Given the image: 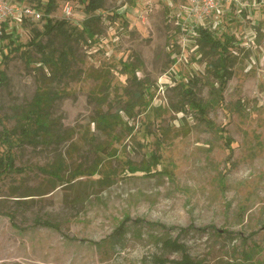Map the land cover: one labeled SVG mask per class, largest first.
<instances>
[{"label": "rangeland", "instance_id": "obj_1", "mask_svg": "<svg viewBox=\"0 0 264 264\" xmlns=\"http://www.w3.org/2000/svg\"><path fill=\"white\" fill-rule=\"evenodd\" d=\"M102 2L99 31L71 42L64 78L49 77L33 47L13 50L44 21L14 28L15 44L1 45L0 131L41 87L59 93L51 117L63 139L13 148L20 171L0 178V264H176L183 254L192 264H264V0H237L200 26L228 44L232 75L218 104L210 102L218 55L199 45L183 0ZM51 17L80 31L86 14L79 0H56ZM145 87L138 101L134 92ZM186 88L206 106L204 119ZM127 103H138L130 116ZM100 113L122 122L106 134L92 122ZM97 161V174L72 180L78 165ZM166 239L185 251L164 247Z\"/></svg>", "mask_w": 264, "mask_h": 264}, {"label": "trees", "instance_id": "obj_2", "mask_svg": "<svg viewBox=\"0 0 264 264\" xmlns=\"http://www.w3.org/2000/svg\"><path fill=\"white\" fill-rule=\"evenodd\" d=\"M56 0H47V3L43 7V25L42 30L33 26L31 28V38L25 44L14 45L13 50H20L23 46H31L36 52L40 54L39 62L48 67L50 76L52 79H61L67 76L69 73L70 66L74 62V51L72 48L73 40H91L99 31L98 25L101 24L102 16L100 13H96L98 10L102 9V0H79L80 3L84 5V12L86 18L82 22V28L80 31L75 27H67L68 23L66 20L55 21L51 17V13L55 9ZM70 28V29H68ZM199 45L207 46L210 51L216 53L218 56L214 63V75L220 79L219 86L215 89V93H212V98L210 99L211 104H218L221 93L225 88L227 80L232 75V72L227 68V54H229L228 44L222 41L216 40L206 29L199 28ZM59 36L63 39V43L59 48H56L54 44L51 43V36ZM49 37L46 43H42L43 37ZM13 35H3L2 40H9L11 44H15L12 39ZM0 51H2L0 49ZM4 57L7 58V55ZM123 69L125 72L132 74L135 78V72L133 70V64L130 62L123 63ZM5 74L0 71V85H2ZM136 81V79H134ZM140 82H138L139 84ZM149 90V87H145L140 91L134 92V97L140 101L142 99V93ZM187 97V104L196 109L200 113L201 117L205 115L206 106L201 104L193 96L191 88H186L184 90ZM58 92L53 90H46L44 88H38L35 91V95L26 107L19 113L13 114L11 117L14 119L13 128H3L0 131V178L11 172L20 171L19 168L15 166V156L13 153V148L17 145H34L44 144L48 142H60L63 139V131L61 130V125L57 121L53 120L51 117V108L57 97ZM138 103H127L122 110L127 116H130L134 105ZM204 119V118H203ZM92 122L96 124V127L106 134H110L115 126L122 122V119L118 113H100ZM228 149L231 151V143L227 142ZM2 147L5 149L2 150ZM99 147V146H98ZM111 155V153H109ZM151 160H156L155 155H151ZM100 161L95 162L94 165L84 168L82 165H78L71 173L72 180L83 176H93L98 173L100 168ZM63 164L57 162L55 166L50 170L51 174H54L55 179H59V175L62 171ZM144 170V169H143ZM145 173H149L148 170H144ZM6 216L10 219L12 225L17 227L14 223L15 215L13 213H6ZM35 224H40L43 226H48L55 228L54 223L49 220H44L39 217L34 219ZM163 246L166 248H171L175 251L184 252V246L173 241L171 239H166L163 241ZM156 263H164L160 259H156ZM176 264H192L190 258L183 254L182 258L176 262Z\"/></svg>", "mask_w": 264, "mask_h": 264}, {"label": "built area", "instance_id": "obj_3", "mask_svg": "<svg viewBox=\"0 0 264 264\" xmlns=\"http://www.w3.org/2000/svg\"><path fill=\"white\" fill-rule=\"evenodd\" d=\"M172 4L173 0H163ZM182 6L186 15V21L193 28L200 27L207 19L219 17L224 9L237 0H183ZM39 3H32L29 0H0V48L4 40L3 35H13L14 28L26 23L34 24L43 20L44 7ZM64 13L71 15V7L68 4L63 6ZM204 29V28H203ZM195 34V32H193ZM2 59V56H0Z\"/></svg>", "mask_w": 264, "mask_h": 264}]
</instances>
